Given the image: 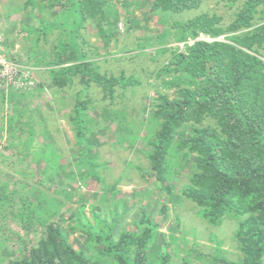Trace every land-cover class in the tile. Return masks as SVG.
Instances as JSON below:
<instances>
[{
    "label": "rangeland",
    "instance_id": "rangeland-1",
    "mask_svg": "<svg viewBox=\"0 0 264 264\" xmlns=\"http://www.w3.org/2000/svg\"><path fill=\"white\" fill-rule=\"evenodd\" d=\"M101 1L105 8H112L109 15L84 21L78 42L94 70L133 78V83L117 85L112 94L95 81L87 84L82 74L59 87L50 73L54 61L63 60L62 66L74 63L69 60L71 46H62V40L69 38L62 26L67 22L69 0H0V36L6 51L32 67L37 78L28 89L0 85V198L6 194L7 184L8 190L17 188L18 194L27 195V202L36 201L39 190L56 197L62 208L57 220L67 230L72 214L84 207L93 218L96 207L105 218L118 219L120 230L141 233L134 219L145 208L159 225L149 246L153 261L168 253L174 263L185 257L197 264H223L222 258L239 260L241 252L234 238L237 222L228 219L221 225L209 224L199 216L198 205L182 192L195 165L174 159L167 182L161 183L147 155L150 147L144 136L153 125L160 94L178 95L176 88H169L158 77L173 52H182L177 43L183 41L174 35L166 38L165 45L159 40V34L169 30L167 25L172 28L174 19L165 25V14L155 11L154 0ZM229 1L201 0L199 8L186 10L178 18L217 12L225 16L227 24L234 10ZM54 23L57 26L47 30ZM220 37L225 39V35ZM165 46L169 51L160 52ZM82 102H86L85 143L77 135L76 110ZM40 152L57 156L59 174L44 177L47 162H39ZM91 152L101 180L89 173L85 160ZM16 206H21L19 198ZM31 228L0 220V248L8 250L1 255L15 259L29 254L36 235L30 234ZM69 240L90 254L85 232H70Z\"/></svg>",
    "mask_w": 264,
    "mask_h": 264
},
{
    "label": "trees",
    "instance_id": "trees-1",
    "mask_svg": "<svg viewBox=\"0 0 264 264\" xmlns=\"http://www.w3.org/2000/svg\"><path fill=\"white\" fill-rule=\"evenodd\" d=\"M68 3L67 22L62 26L69 38L62 40V46H71L69 60L74 63L62 66L63 60L54 61L50 73L57 86H66L79 74L87 84L95 81L111 94L121 82L133 83V78L125 75L108 76L94 70L79 47L83 22L105 18L112 8H105L101 0ZM229 4L234 9L230 14L233 19L225 24V16L217 12L178 18L186 10L199 8L201 0H154L155 11L165 14V25L174 19L172 28L167 25L169 30L159 34L160 44L165 45L169 35L187 41L202 32L213 37L225 35V39L197 41L186 52H173L170 62L160 68L158 77L169 88H176L178 95L160 94L153 125L144 140L150 147L147 155L152 170L161 183L167 182L176 159L179 164L182 160L193 163L195 168L182 192L198 205L199 216L214 226L228 219L237 222L234 238L241 258H222V263L264 264V0H230ZM55 26L57 23L46 28ZM160 49L169 51L166 46ZM85 110L86 102L76 110L77 135L82 143L86 142ZM39 156V162H47L45 178L61 172L56 155L40 152ZM85 161L89 173L101 180L92 152ZM9 187L7 184L6 194L0 198V220L32 227L30 234L36 235L29 254L20 258L2 256L1 252L8 250L0 248V264H197L189 257L174 263L171 253L151 259L149 246L159 225L145 208L134 219L141 233L120 230L118 219L105 218L96 207L93 218L84 207L72 214L67 230L63 221L57 220L62 208L56 197L39 190L36 201L27 202V195ZM79 231L87 235L90 254L69 240L70 232Z\"/></svg>",
    "mask_w": 264,
    "mask_h": 264
},
{
    "label": "built area",
    "instance_id": "built-area-1",
    "mask_svg": "<svg viewBox=\"0 0 264 264\" xmlns=\"http://www.w3.org/2000/svg\"><path fill=\"white\" fill-rule=\"evenodd\" d=\"M222 39V37H213L202 32L196 37L189 38L187 41L178 42L177 46L181 48L182 52H186L188 46L194 45L197 41L213 42ZM36 81L35 70L19 61L11 59L6 51L4 38L0 36V85L4 88L21 90L32 87Z\"/></svg>",
    "mask_w": 264,
    "mask_h": 264
}]
</instances>
